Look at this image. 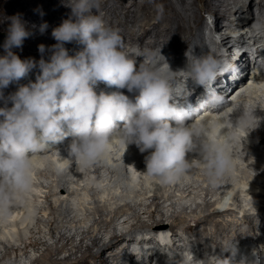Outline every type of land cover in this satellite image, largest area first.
Returning a JSON list of instances; mask_svg holds the SVG:
<instances>
[{
    "label": "bare ground",
    "instance_id": "obj_1",
    "mask_svg": "<svg viewBox=\"0 0 264 264\" xmlns=\"http://www.w3.org/2000/svg\"><path fill=\"white\" fill-rule=\"evenodd\" d=\"M128 1L130 0H100L99 12L97 11L96 14H100L101 11L104 10L106 11L104 16L105 23L119 31L125 43V48L128 49H125V51H130L129 56L131 59H136L137 67L143 58L136 57V54L142 50L159 53L160 50L161 52H167V49L170 48L175 50L181 49V47H178L180 45L179 41L186 39L182 36V33L185 29L186 31H190L192 27L191 25L184 26L182 23L178 22L183 13H180L178 6L173 0H143V3L139 6L136 1H132L130 5H127L126 3ZM182 1L188 2L190 0ZM202 1H205V9L212 14L218 13L221 9L222 14L219 15L216 21V28L219 30H223L224 28L228 30H225L223 34H219V32L215 31L214 37H209L207 34L211 35L213 33L214 30H210V26L213 25L209 24L208 28L202 26L203 28H201L202 32H200V36L203 35L205 38H212L214 43L217 44L218 49L222 48V43H231L232 38H234L233 36H235L232 34L235 31L227 28V24L225 23L229 12L231 13L236 9V13L252 14H250V17L247 19L242 17L237 19V21L241 20L239 24L243 23V29H245V26L249 28L246 34H249L251 37L257 32L253 30L256 26H251L252 23L256 21V19L260 20L264 17V0H251L247 8H245V11H240V8L236 7V5L232 6L228 3L229 0H226L228 2L224 1V4L223 2L213 4L211 2L212 0ZM65 2H67V0H0V30L6 31L11 23V18L19 17L25 24L26 30L30 33L23 41L22 48H13V52L21 59H27L31 58L30 49L32 46H39L44 42H48L46 48L54 45L56 41L51 35L53 28L59 26L62 21L68 19L71 14V9L65 5ZM110 4H113L112 11L109 9ZM184 5L183 3L182 6ZM186 7L188 8V6ZM119 8H122L123 11H120ZM139 11L144 13V15L146 14L147 19H143V22L137 20L139 17H137V14L140 13ZM152 16L155 17L156 20L149 19ZM115 17L118 23L115 22ZM196 18L198 21L202 19V17H200V19L199 16H196ZM191 19H193V17ZM45 22L48 27L45 31L41 32L40 25ZM130 25L139 26L140 28L135 29L136 27H129L128 29L127 27ZM121 26H125L127 29L124 27V30H120V28H122ZM260 31L262 30L259 29L258 33H261ZM262 32L264 33V30ZM196 34L199 36L198 33ZM243 34L244 33H239L236 35H239L238 37L240 38ZM220 35L222 36V43L218 40ZM233 41L236 40L234 39ZM189 43L190 41L187 42V44ZM259 43L263 44L264 42ZM68 44L71 45L75 43H67L65 46ZM204 44L202 43L201 45V42H196L193 49L195 51L198 49H206L207 45ZM253 44L254 46L259 45L257 42ZM70 45L66 48H70ZM233 45L234 44H231L228 49ZM72 46L73 45H71V48ZM76 46L79 48L81 47L77 44ZM76 46H73V53L71 55L75 53V50H78L74 49ZM254 46L252 47L257 55V63L252 77L254 80L252 85L243 87L238 91V98L234 104H225L224 107L226 106V108L221 107L216 110L207 108V111L203 112L204 116L197 120L213 125L214 127L211 134L219 137L221 140H224L229 135L235 137V140L230 143L234 167L228 174L215 183V187H211L213 185L209 183L205 174L200 173V176H198L199 170L202 171L204 166L195 153L188 154V158L193 165L190 171L186 173L179 182L164 187L165 184H162L158 178L149 176L146 173L145 156L147 153H141L135 144H129L126 147L122 139L117 135L113 137L111 150L106 153L103 158L112 161L114 158L121 157L118 163H130L133 169H131L128 176H121L119 178H109V176H107V183L103 184L100 181L97 182L99 179L98 173L100 169L104 168L98 160L95 162V166L94 164L91 165L94 175L92 179L88 181L90 185L89 188L84 189V184L89 177L87 168L80 167L78 164L76 171H74L73 168H71V160L68 156L67 148L62 147V145L49 146L43 151L30 156L33 165L31 173L32 185L30 190L24 194H8V199L5 202L6 207L0 206V244L4 247L7 246L5 254L0 258V264H17L19 260L23 259L25 256L22 255L23 257L18 259L17 257H19V255H17L14 261L12 260L10 263L7 259H12V254L18 252L20 249H24V253L27 254L29 248H36L40 245H47V247L39 256L40 259L38 257L36 258L33 254L31 259H33V257L36 259L32 262L30 261L31 264H37L38 261L43 262V264H126L121 261L122 248L124 247L120 246V244L126 240L124 233H119L116 227H114L112 230L114 232H112L110 236H108V234L106 236L107 242H102L104 238H100L99 233H101L106 225H111L113 221L116 225L125 227L127 225L126 223H130L129 219L131 214L136 216L134 219L138 218L139 221L142 220V217H139V212H136L139 206L133 207L137 201H140V207H142V205L143 207L147 206V210L143 213L149 214L148 217L153 216L155 218L156 215H164L165 217L169 211L167 210L168 212H166V208L164 209L166 202L163 200V206L160 198H162L161 196L164 192L173 189V187L175 193L172 196L170 193H165L171 196H168L166 200L169 201L172 197H174L173 199L175 200V196L176 199L181 196L182 199H185V201L182 200L185 202L184 205H186L188 196H191L193 192L196 193L195 190L199 192V190L204 189L203 191L206 194L205 199L202 201H205V205L200 201H196V205L198 206H196L197 209H202L203 213L201 212V215H196L194 217H192L193 215L191 216V213L188 215L191 216V218L186 219L175 214L174 217H177L172 222H170L173 218L172 215L169 222L162 216L163 219H154L150 225L145 222L149 227L145 226V228L142 229L149 230L143 231L145 233H137L132 237L134 239L128 241V243H147L148 251L140 252L141 255L147 256V253L150 252L151 256L154 255V260L158 262L163 261L165 264H198L195 256L199 255L201 251L205 254L204 256L210 254L212 249L220 251V253L229 252L233 255L232 252L235 251L233 245L242 244L248 240L255 241L254 245L258 246V240L261 235H264V70L259 67L264 63V57ZM4 54V49L0 47V55ZM194 54V52L190 53V55ZM162 55L167 58L174 70L182 69L186 62L184 56L182 60L175 61V58L171 55H166L165 53H162ZM158 58L163 60L162 57ZM246 70L247 67L241 59L234 60L233 65L225 69L226 83L231 84L234 79L238 81L241 80ZM35 78L36 74L30 73L29 77L24 80H26V83H29L30 79L35 81ZM22 81L23 79L19 81V84H22ZM14 85V83L10 84L8 88L3 90L5 96L9 95ZM101 87L104 89H101ZM98 89L106 93L118 91L115 87H108L103 83L98 86ZM119 91L127 90L124 89ZM126 95H130V93L127 92ZM3 106V101H0V107ZM8 106L11 107L10 103ZM208 110L212 111L208 112ZM67 137L72 139L71 135L66 136V138ZM127 157L130 160H127ZM104 169L112 173L108 168L105 167ZM64 174L65 176H63ZM194 176L198 177L201 182H193L192 177ZM66 179L70 181L71 185L61 184L60 180ZM221 180L225 182L223 188H220ZM189 181L195 184L192 183L191 186L183 187L184 185L187 186ZM168 186H172V188L169 189ZM193 186H196V189H194ZM72 187H75L76 191H73ZM97 187H101V190L97 189ZM217 187L222 193L219 198H217L219 195H217ZM93 188L99 191L96 192L92 190ZM214 188L215 190L213 191ZM234 193L237 197V201L234 200L235 203H230L224 210H219V208L228 201L231 202V196ZM197 195L201 194L198 193ZM196 196L192 195L193 198ZM208 196H211L213 200L206 202ZM164 197L166 196L163 195V198ZM89 199L91 202L94 200V202L97 203L95 207H93L95 209H93V212L95 211L94 214L98 217L94 218L91 216V219H94L93 223L91 222V227L89 226L90 228L88 227V230H79L76 235L77 237L80 235V239H78L75 237V232L73 233L71 230H76L90 221V213L87 215V212L88 209L90 210L92 204L89 202ZM133 199L134 201L135 199L137 200L134 204L132 201ZM194 199L200 200L199 198ZM150 200L151 203L148 204ZM145 201L146 203H144ZM175 202L179 203V201ZM181 202L180 204H182ZM197 202L200 203L201 206L203 205L204 209L200 208L201 206H199ZM74 203L77 208L78 218L70 216L69 219H65V213L61 211L62 205L64 206L65 204L66 206V204H69V207L71 206L72 208ZM119 203H121V205ZM169 205L173 204L170 202ZM189 205L187 207H189ZM166 207L168 208V206ZM185 208L184 210H187V208ZM189 208H191V206ZM194 209L192 210L193 214L194 211L196 212L197 210ZM139 210L141 212V208ZM184 210L182 209V212ZM84 213L85 215H83ZM183 213L185 214V211ZM238 214L242 215V218ZM256 214H259V217L254 216ZM120 215H125L124 221H115ZM87 225L85 226L86 228ZM178 226H182L183 230H187L186 232L193 231L192 233L195 234V238L192 240V235L188 236L185 235L186 232L183 234L181 233L182 231H178L176 229ZM66 228H69L71 231L72 236L69 235L71 237L66 236L67 232L64 231ZM127 228L130 232L136 230L132 227ZM157 229H162L161 231L165 233H160L156 238L153 237L152 234L157 231ZM45 230L46 232L48 230V234H51L53 239H55L53 244L47 242H52V240L46 241L44 239L45 237H50L45 236V234L47 235ZM58 232L60 233L58 234ZM23 233L30 235L28 237H23ZM16 238L20 241L19 244L9 242V240ZM87 239L91 241V244H88L86 249L82 250L84 242H86ZM76 240L79 242L77 241L78 244L74 246V249L64 256L60 255L68 250V245H72ZM60 243H63V245H60ZM126 246L131 245L126 244ZM261 250H264V247H261ZM79 251L82 252L80 257L77 256ZM107 253L110 254L107 256ZM252 253L253 252L248 253V258L254 259ZM57 254L61 257L55 258L54 256ZM172 255L173 257H168ZM234 256L236 262H231L230 264H239V252L236 251ZM2 260H7L8 262L2 263ZM208 262V264H212L211 261Z\"/></svg>",
    "mask_w": 264,
    "mask_h": 264
},
{
    "label": "clouds",
    "instance_id": "obj_2",
    "mask_svg": "<svg viewBox=\"0 0 264 264\" xmlns=\"http://www.w3.org/2000/svg\"><path fill=\"white\" fill-rule=\"evenodd\" d=\"M65 5L71 14L53 28L54 45H39L38 61L21 59L13 52L30 35L19 17H12L6 30L5 54L0 55V101L4 103L0 107V206L6 207L8 194L30 190V156L69 135L73 139L67 146L68 156L84 168L108 153L118 135L126 147L135 144L141 153H147L145 171L162 184L177 183L190 171L189 153L199 157L210 184L228 174L234 167L230 143L235 137L221 140L211 134L213 125L196 119L202 109H217L224 103L212 87L224 71L210 54L215 43L209 39L206 49H199L203 55L185 53L182 69L174 70L161 50L138 52L136 57L143 59L137 67L136 59L125 51L119 31L96 14L100 0H67ZM258 24L257 29L263 30L264 24ZM236 26L242 28L243 23ZM47 27L46 22L41 24L40 31ZM67 43L81 47L70 55ZM195 45L167 51L183 52ZM34 70L36 80L26 83L24 79ZM178 71L185 73V84H177ZM13 83L16 86L5 96L3 90ZM101 83L126 89L134 99L123 91L101 90L98 94ZM195 88L204 90L197 103L192 102ZM118 121L123 122L119 130ZM252 255L251 264H264V250L254 249Z\"/></svg>",
    "mask_w": 264,
    "mask_h": 264
},
{
    "label": "rangeland",
    "instance_id": "obj_3",
    "mask_svg": "<svg viewBox=\"0 0 264 264\" xmlns=\"http://www.w3.org/2000/svg\"><path fill=\"white\" fill-rule=\"evenodd\" d=\"M132 1L133 2H137L138 3V6L139 5H141V3H143L142 1L143 0H130V1H128L126 4L127 5H130L131 3H132ZM174 1V3L178 6V8H179V11H180V13L182 14V17L180 18V20H178V22H180V23H182V25H184V26H187V25H191V29H190V31H186V29L184 30V34L182 33V36L184 37V38H186L185 40H183V41H179V46L178 47H181V49H183V47H185V45L187 44V42L188 41H190V43L189 44H192V43H196V42H201V45H202V43L204 44V45H207L208 43H206V42H209V39H211V41H213V39L212 38H209L211 35L209 34V37H203V35L202 36H200V32H202L201 30V28H203L204 26L205 27H207L206 25H208L209 26V24L210 25H212V23H214L213 25H214V27L213 26H210L211 27V29L210 30H214V31H216V32H219V34H223V32H225V30L226 31H228L227 29H223V30H219V29H217L216 28V21H217V19L219 18V15L220 14H222L221 13V9L218 11V13H216V14H212L211 12H209L208 10H206L205 9V1H202V0H190V1H188V2H183L182 0H173ZM182 1V2H181ZM224 1L225 2H228V1H226V0H212L211 2L213 3V4H219V3H221V2H223V4H224ZM250 1L251 0H248L247 2H248V4H247V6L249 5V3H250ZM177 2H179V3H177ZM113 3V2H112ZM183 3L186 5V6H188V8L184 5V6H182L183 5ZM228 3H230L232 6H235L236 5V7H238V8H240V11H245V8H247L246 7V0H229V2ZM179 4H180V6H179ZM113 4H110V6H109V9L111 10L112 9V6ZM152 5V4H151ZM117 7H119L118 5H116ZM242 6V7H241ZM184 7H186V8H184ZM100 8V7H99ZM184 8V9H183ZM140 9V8H139ZM186 9V10H185ZM113 10V9H112ZM111 10V11H112ZM119 10L120 11H123V9L122 8H119ZM141 10V9H140ZM183 10V11H182ZM191 10V11H190ZM101 11V10H100ZM99 12V11H98ZM105 10L104 11H101V13L100 14H98V15H100L103 19H104V16H105ZM140 12V11H139ZM140 14V15H139ZM185 14V15H184ZM236 14V15H235ZM250 14L251 13H236V9H234L233 10V12H229V15L227 16V19L225 20V23L227 24V28H229V29H231V30H233V31H235V32H233L232 34H234L235 36H233V37H238L236 34H241V33H246V31H248V29H246V28H248V27H246L245 29H243V28H240V27H238V26H236L237 25V23L239 24V21H241V20H239V21H237V19H239V18H249L250 17ZM252 15V14H251ZM139 16V17H138ZM145 16V17H144ZM196 16L198 17L199 16V18L200 17H202V19L200 20V21H198L197 20V18H196ZM137 20H139V21H142L143 22V19H147L146 18V14L144 15V13H142V12H140V13H138L137 14ZM193 17V19H191ZM237 18L235 21H232L231 22V20L233 19V18ZM149 19H152V20H156L155 19V17H150ZM191 19V20H190ZM220 19H222V18H220ZM115 22L116 23H118L117 22V18L115 17ZM245 20V19H244ZM105 21V20H104ZM145 21V20H144ZM190 21V22H189ZM260 21H261V23L262 24H264V17H263V19H260V20H257L256 19V21H254L253 23H252V25L251 26H253V25H255V26H259V24L258 23H260ZM229 22H231L230 23V26H229ZM257 24V25H256ZM203 26V27H202ZM233 26H236V27H234L233 28ZM122 28H120V30H124L126 27L125 26H121ZM125 27V28H124ZM129 27L130 28H135L136 26H132V25H130V26H128L127 28L129 29ZM238 27V28H237ZM126 28V29H127ZM138 28H140L139 26L138 27H136L135 29H138ZM263 30H264V28H263ZM262 30V31H263ZM262 31H260V32H262ZM0 33L1 34H3L4 35V37H3V41L0 43V47L1 48H3L2 47V45H3V42H4V39H5V37H6V34H7V32L6 31H1L0 30ZM196 33H198L199 34V36L196 34ZM208 33H209V30H208ZM247 33H249V32H247ZM250 33H251V31H250ZM263 33V32H262ZM196 34V35H195ZM195 37H194V36ZM198 36V37H197ZM244 37V36H243ZM205 38V39H204ZM241 38V37H240ZM189 39V40H188ZM151 40V39H150ZM234 39L232 38V41H233ZM214 42V41H213ZM46 44H48V42L47 43H43V45H45L46 46ZM182 44V45H181ZM68 45H70V44H68ZM65 46V47H69V46ZM71 45H73V46H76V44H71ZM71 45H70V48H71ZM73 46H72V48H73ZM38 47L39 46H32V48L30 49V57L31 58H34L35 60H39L40 58H41V54H40V52L38 51ZM177 47V48H178ZM137 48V47H136ZM136 48H134V49H136ZM143 48H144V46H143ZM145 48H146V46H145ZM217 47H212L211 48V50H214V49H216ZM74 49H79V47L78 46H76ZM125 49H127V48H125ZM134 49H132V50H134ZM172 48H170L169 50H171ZM73 50V49H72ZM128 50V49H127ZM137 50V49H136ZM127 52V51H126ZM129 52V53H128ZM127 53L128 54H130V51H128ZM49 58V56H48V54L46 53L45 55H44V59L45 60H47ZM32 74H36V70H34L33 72H32ZM35 80H36V78H35ZM31 81H33V80H31ZM34 82V81H33ZM15 85H14V87L16 86V84L17 83H14ZM13 89V88H12ZM12 89L10 90V92H9V94L11 93V91H12ZM11 105V104H10ZM95 164L96 163H94V166H95ZM258 171H260V170H258ZM62 172V171H61ZM95 174H97L96 172H94ZM200 173H203L204 174V172H203V170L201 171V170H199V172H198V176H200ZM61 175V174H60ZM63 176H65V174L63 175ZM195 177V176H194ZM192 177L191 179H192V181L193 182H201V181H199V179H198V177ZM200 178V177H199ZM202 178V177H201ZM190 179V180H191ZM196 179V180H195ZM203 179V178H202ZM192 182V183H193ZM192 183L189 181L188 182V185L187 186H183V187H188V186H191L192 185ZM227 183V182H226ZM193 184H195V183H193ZM219 184V183H218ZM178 186H179V184H178ZM164 187H166V184L164 185ZM169 187V189L170 188H172V186H168ZM196 186H193V188L194 189H196L195 188ZM211 187H215V185H213V186H211ZM229 187V186H228ZM220 188H221V186H220ZM217 189V195H218V197L217 196H214V197H217V198H219L221 195L220 194H222L221 193V190H218V187L216 188ZM92 190H94V191H96V192H98L99 190H96V188H93ZM171 190V191H170ZM169 191H167V192H164L163 193V191H162V198H160V201H162V204H163V206H164V203H163V200H164V202H166L165 204V206H164V209L166 208V212H168L169 211V213L167 214V215H165V217H164V215H156L155 216V218L153 217V216H149L148 217V215L149 214H145V213H143L145 210H147L146 208H147V206H144L143 207V205H142V207H140V205H139V203H140V201H137L136 199H135V201H137L136 203H135V205H133L134 204V199L132 200L133 201V207H138L135 211L136 212H139V217L142 219V220H138V218L136 219H134V217H136L134 214H131V211H130V214H131V217H130V223H126L127 225L125 226V227H123V226H120V228L119 229H117V231L119 232V233H123L122 232V228L124 229V230H128V228L127 227H132V228H135V229H137V228H145V226H148V225H146V223L147 224H151L152 222H153V220L155 219H158V220H160V219H165L166 221H168L169 222V220H170V222H172L176 217H174L175 216V214H177L179 217L181 216L182 218H184V219H186V218H191V216L192 217H194V216H196V215H201L203 212H202V209H199V211H198V209H197V205H196V201H200L202 204H204L205 205V201H202V200H204L205 199V192L203 191L204 189H201V190H199V192H197V190H195L196 191V193L198 194H201V195H197L196 193H194L193 192V194H191V196L189 195L188 196V200L186 199V205H184L185 204V199H182L181 198V196L180 197H178L177 199H176V196H175V200L173 199L174 197H172L169 201L168 200H166L167 198H168V196L169 197H171L175 192V190H174V187H173V189H170ZM215 190V188L213 189V191ZM220 191V192H219ZM188 192H190V191H188ZM204 192V194L202 195V193ZM165 193H167V194H169L170 193V195H166ZM195 194V195H194ZM163 195H165L166 197H164L163 198ZM192 195L193 196H196V197H194V198H201L200 200H196V199H194L193 197H192ZM235 195V193L234 194H232V196H231V202H229L228 204H226V206L228 207L229 206V204L230 203H235V201L234 200H236L237 201V197H236V195ZM200 196V197H199ZM212 196V195H211ZM211 196H208L207 198H206V202H209V200H213V199H211ZM190 197V198H189ZM213 197V198H214ZM235 197H236V199H235ZM181 200H180V199ZM174 201H173V200ZM214 199H216V198H214ZM166 200V201H165ZM172 200V201H171ZM182 200H184V201H182ZM194 200H195V202H194ZM232 200H233V202H232ZM175 201H179V203H176ZM182 201V202H181ZM221 201V200H220ZM241 201V200H240ZM93 202H94V200H93ZM91 202L90 201V203L92 204V206L90 207V210L88 209V212H87V215L90 213V214H92V215H90L89 214V216H90V221H89V224L87 225V228L85 227V229L83 228L82 230L84 231V230H88L91 226L90 225H92L91 224V222L93 223V221H94V219L92 218L91 219V216L92 217H98L97 215H95L94 213H95V211L93 212V207H95V205L97 204L96 202ZM170 202H171V204H173V205H169L170 204ZM174 202V203H173ZM180 202L183 204H180ZM191 202V203H190ZM197 202V204H199V206H201V204L200 203H198ZM144 203H146V201L144 202ZM151 203V200H150V202L148 201V204H150ZM120 205H121V203H119ZM137 204V205H136ZM179 204V205H178ZM189 205V207L191 206V208H189V207H187L188 205ZM192 204H193V206H192ZM131 205V204H130ZM176 207H175V206ZM182 207H181V206ZM166 206H168V208L166 207ZM174 206V207H173ZM181 208H180V207ZM187 208V210H184V208L185 207ZM197 206V207H196ZM171 207V208H170ZM196 207V208H195ZM205 207H207V206H205ZM69 208H71V206L69 207V204H66V206H65V204H64V206L62 205V207H61V211H63V213H65V219H69L70 218V216L71 217H74V215L72 214L73 212L71 211L72 210V208L71 209H69ZM141 208V212H140V209ZM143 208V209H142ZM145 208V209H144ZM170 208V209H169ZM176 209V211H177V213H176V211H175V209ZM177 208H179V209H177ZM185 208V209H186ZM197 209L196 210V212L194 211V214H193V209ZM200 208H203L204 209V206L202 205ZM69 209V210H68ZM182 209L185 211V214L182 212ZM194 209V210H195ZM95 210V209H94ZM168 210V211H167ZM178 210H181V211H178ZM236 210V209H235ZM65 211V212H64ZM175 211V212H174ZM197 211H198V213H197ZM179 212V213H178ZM188 212V213H187ZM202 212V213H201ZM192 213V214H191ZM72 214V215H71ZM181 214H183V215H181ZM191 214V216H188V215H190ZM68 217H67V216ZM171 215H172V217H171ZM239 215V214H238ZM88 216V217H89ZM163 218H162V217ZM236 216H237V214H236ZM241 218H242V215H239ZM171 217V218H170ZM80 219V218H79ZM115 220V219H114ZM133 220V221H132ZM148 220V221H147ZM146 222V223H145ZM114 221L112 222V224L111 225H106L105 227H104V229L101 231V233H99L98 235H99V237L101 238H104V239H102V242H107V238H106V236H107V234H108V236H110L111 235V233L112 232H114V231H112L113 230V228H114ZM137 223H139V224H137ZM135 224V225H134ZM144 226H142V225ZM90 226V227H89ZM89 227V228H88ZM149 227V226H148ZM193 227H195V226H193ZM70 228V227H69ZM69 228H66V229H64V231L65 232H67L66 234V236H69V235H71L72 233H71V231L69 230ZM183 227L182 226H178V227H176V229L178 230V231H182L181 233H185L187 230H183L182 229ZM50 230V229H49ZM109 230V231H108ZM111 230V231H110ZM63 231V232H64ZM82 231V232H83ZM134 231V230H133ZM108 232V233H107ZM193 231H188V232H186L185 233V235H188V236H190V235H192L191 236V239L193 240L194 238H195V234L194 233H192ZM45 233H47V235L45 234V236H50V237H48V238H44L46 241L47 240H52V242L51 241H47V242H49V244H53L54 243V241H55V239H53V237L51 236V234H48L49 232H48V230H47V232H46V230H45ZM60 232H58V234H59ZM74 233V232H73ZM190 233V234H189ZM82 234V233H81ZM106 234V235H105ZM44 236V235H43ZM72 236V235H71ZM71 236H69V237H71ZM247 237V236H246ZM106 238V239H105ZM88 240V241H87ZM86 240V242H84V246H83V248H82V250H84V249H86V246L88 245V244H91V241L89 240V239H87ZM78 240H76L74 243H72V245H68V250H66L63 254H60V255H62V256H64L65 254H68V252L69 251H71L72 249H74V246L75 245H77L78 244V242H77ZM60 245H63V243H60ZM0 246H1V244H0ZM6 247L7 246H1L0 247V258H2L1 256H3V254H5V251H6ZM46 247H47V245H40V246H38V247H36V248H38V251H35V252H33L32 253V248H29V250H28V253H29V256H28V253L26 254V256L25 257H23V256H20V257H17V255H19L18 254V252H15V253H13L12 254V259H7L8 261H9V263L13 260L14 261V259L17 257L18 259L19 258H22L23 257V259H25V261L22 263V261H21V263L20 262H18L17 264H31V262L34 260V259H36L37 257L39 258V256L43 253V251L46 249ZM71 248V249H70ZM70 249V250H69ZM33 254H34V256L36 257H33V259H31V257L33 256ZM110 254V253H109ZM82 255V252L81 251H79L78 253H77V256H81ZM107 256H108V253H107ZM55 258H57V257H61V256H58V254L57 255H55L54 256ZM40 259V258H39ZM7 260H2L1 262L2 263H7L8 261ZM5 261V262H4ZM27 261V262H26ZM31 261V262H30ZM38 263L39 264H43V262H40V261H38ZM37 263V264H38ZM14 264H16V263H14Z\"/></svg>",
    "mask_w": 264,
    "mask_h": 264
},
{
    "label": "water",
    "instance_id": "obj_4",
    "mask_svg": "<svg viewBox=\"0 0 264 264\" xmlns=\"http://www.w3.org/2000/svg\"><path fill=\"white\" fill-rule=\"evenodd\" d=\"M4 35L0 33V43L3 41Z\"/></svg>",
    "mask_w": 264,
    "mask_h": 264
}]
</instances>
